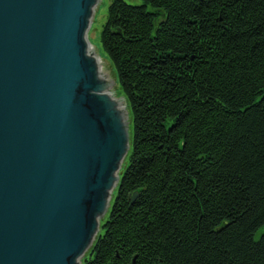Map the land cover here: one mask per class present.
<instances>
[{
	"label": "trees",
	"instance_id": "obj_1",
	"mask_svg": "<svg viewBox=\"0 0 264 264\" xmlns=\"http://www.w3.org/2000/svg\"><path fill=\"white\" fill-rule=\"evenodd\" d=\"M100 44L131 146L82 264H264V0H110Z\"/></svg>",
	"mask_w": 264,
	"mask_h": 264
},
{
	"label": "water",
	"instance_id": "obj_2",
	"mask_svg": "<svg viewBox=\"0 0 264 264\" xmlns=\"http://www.w3.org/2000/svg\"><path fill=\"white\" fill-rule=\"evenodd\" d=\"M97 1L0 0V264H82L111 207L131 130L86 52Z\"/></svg>",
	"mask_w": 264,
	"mask_h": 264
},
{
	"label": "rangeland",
	"instance_id": "obj_3",
	"mask_svg": "<svg viewBox=\"0 0 264 264\" xmlns=\"http://www.w3.org/2000/svg\"><path fill=\"white\" fill-rule=\"evenodd\" d=\"M125 1L132 3V4L140 3V0H125ZM109 2H110V0H99V1H97V3H95L93 5L92 10L90 12V16H89L88 27H87V36L86 37H87L90 45L93 47L94 53H96V56H98L100 61H101L102 71L108 75L109 79H114L116 81L111 87V92L114 94V97H120L121 92H120V88H119V85H118L117 80H116V75H115L114 69H113L112 64L109 61L108 57L105 55V53H103V51L101 49V44H100V32H101L102 25L106 19L107 7H108ZM126 107H127V105H126ZM127 109H128V107H127ZM128 114H129V119H128L129 128L131 130V125H130L131 120H130L129 109H128ZM127 157H128V155L126 156L125 159H127ZM115 193H116V189L113 192V195H112L113 197L111 198V202L114 199ZM108 215H109V213L107 211L104 214V216L99 218L100 226L108 218ZM100 231H101V227H100ZM96 236H97V233H96ZM94 241H95V239H93L92 245H93ZM88 251L89 250H86L85 253L79 258V262L80 261L82 262V260L84 259L85 255L88 253Z\"/></svg>",
	"mask_w": 264,
	"mask_h": 264
},
{
	"label": "bare ground",
	"instance_id": "obj_4",
	"mask_svg": "<svg viewBox=\"0 0 264 264\" xmlns=\"http://www.w3.org/2000/svg\"><path fill=\"white\" fill-rule=\"evenodd\" d=\"M87 55L90 57V58H93L94 59V61H95V63H96V67H97V73H98V75H99V79H104V80H109V77H108V75L106 74V73H104L103 71H102V64H101V61H100V59H99V57L98 56H96V53H94V49H93V47L90 45V44H87ZM111 92V89H110V91L109 92H107V94L108 93H110ZM115 98V97H114ZM113 98V99H114ZM116 108H117V110L121 113H126L127 111H126V106H125V103L123 102V101H118V104L116 105ZM122 115H124V114H122ZM77 264V263H76Z\"/></svg>",
	"mask_w": 264,
	"mask_h": 264
}]
</instances>
